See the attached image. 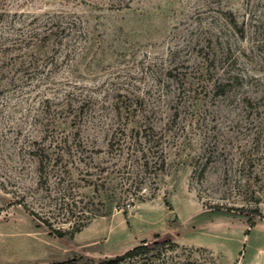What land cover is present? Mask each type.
<instances>
[{"label": "rangeland", "instance_id": "obj_1", "mask_svg": "<svg viewBox=\"0 0 264 264\" xmlns=\"http://www.w3.org/2000/svg\"><path fill=\"white\" fill-rule=\"evenodd\" d=\"M165 240L264 264V0H0V264Z\"/></svg>", "mask_w": 264, "mask_h": 264}, {"label": "trees", "instance_id": "obj_2", "mask_svg": "<svg viewBox=\"0 0 264 264\" xmlns=\"http://www.w3.org/2000/svg\"><path fill=\"white\" fill-rule=\"evenodd\" d=\"M138 201L144 202L145 199H143V197H139ZM254 214L257 215L258 217H261L257 210L254 211ZM78 231L79 230L77 229L70 232L69 235L71 236V238ZM55 233L57 234L58 237L61 238L66 237L68 235L67 232L64 233L61 230H55ZM159 238L160 237H158L157 239ZM166 246H168L167 248H169V251H175L179 249V245L172 242L171 240L156 241L153 243L143 242L139 246L129 250L124 255L119 256L114 260L101 262V264H125V263L127 264H208L205 260L201 262L188 260L186 262L182 260L176 261L173 259L174 257H171V259H165V257H163L162 255H163V249ZM71 264H73V262H71Z\"/></svg>", "mask_w": 264, "mask_h": 264}]
</instances>
